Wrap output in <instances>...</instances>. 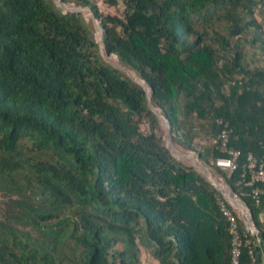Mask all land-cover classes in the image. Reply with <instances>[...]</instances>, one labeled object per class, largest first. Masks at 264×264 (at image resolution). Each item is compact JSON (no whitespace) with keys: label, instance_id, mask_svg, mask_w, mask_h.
<instances>
[{"label":"trees","instance_id":"16d2710c","mask_svg":"<svg viewBox=\"0 0 264 264\" xmlns=\"http://www.w3.org/2000/svg\"><path fill=\"white\" fill-rule=\"evenodd\" d=\"M60 2L92 10L106 52L151 99L81 12L0 0V193L13 208L0 264L231 263L221 191L175 158L152 107L264 240V194L246 184L248 155L264 157V0H102L117 10L106 15L97 0ZM220 120L241 151L232 173L212 164L225 156ZM249 237L241 264L256 257Z\"/></svg>","mask_w":264,"mask_h":264},{"label":"built area","instance_id":"2783aa9c","mask_svg":"<svg viewBox=\"0 0 264 264\" xmlns=\"http://www.w3.org/2000/svg\"><path fill=\"white\" fill-rule=\"evenodd\" d=\"M219 124L223 125L224 129L217 138L213 139V143L220 147L225 156L217 158L212 162V164L222 170L232 173L238 168L241 158V151L229 147L228 142L230 130L228 129V123H224L223 120H220ZM247 175L249 179L246 181V184L247 186L253 188L252 196L256 201H259L260 196L264 194V157L258 159L252 154L248 155ZM219 204L222 214L229 222V230L232 238L230 264H241L243 249L251 243L249 236L254 235L251 226V214L248 212V216L246 218V233L241 230V227L238 223V212H236V209L230 204L225 196H223V198H219ZM235 212L237 214H235ZM251 257V264H258L256 257L253 254H251Z\"/></svg>","mask_w":264,"mask_h":264},{"label":"rangeland","instance_id":"374dc122","mask_svg":"<svg viewBox=\"0 0 264 264\" xmlns=\"http://www.w3.org/2000/svg\"><path fill=\"white\" fill-rule=\"evenodd\" d=\"M57 5L61 6L62 4H59V0H56ZM97 4L101 10V12L106 15V14H115L117 12V10L115 9H111L108 8L106 5L103 4L102 0H97ZM64 13L69 12V11H81V13L84 15V17L88 20V21H92L96 27V35H97V40L99 41L100 45V34L102 31V27L100 26L99 23H96L92 13L90 12V10L88 8H78L77 6L74 5H66L63 7L61 6ZM264 8V6H263ZM80 9V10H79ZM260 6L257 7L256 10V14L257 16L260 15ZM108 61V60H107ZM112 64L117 65L116 62H114L111 58L110 60ZM110 63V62H109ZM122 67V70L124 71V73L126 75H128L131 79H133L134 81L135 78L132 76L133 74L138 76L136 73H134L133 71L128 70L127 68ZM139 78V77H138ZM163 125H164V132H163V140L165 145H167L168 147L170 146V148L172 149L171 152L172 154L175 156V158L181 162H183L185 165L187 166H192L195 169H197L199 172H201L206 178H208L222 193L223 196H226L228 194H231V188L225 184V182L221 179V177L218 174H213L214 172H212L211 168L205 166L202 161L199 159V157L197 156V154L191 152V151H186L184 150L181 146L177 145L176 143L173 142V140L171 139V135H170V130L167 128L168 123H166V121H163ZM229 173V172H228ZM230 196V195H229ZM10 209L13 210L11 204H10V200L8 199V196L5 194H1L0 193V217L2 219H4L3 221L7 220V215L10 213ZM236 212L239 213V211L236 209ZM17 225V224H16ZM17 226H21V225H17ZM146 254V252H145ZM146 256V255H144ZM147 258H145V262H147L148 264H154L151 262V260L149 259L148 256H146ZM147 259V260H146Z\"/></svg>","mask_w":264,"mask_h":264},{"label":"crops","instance_id":"0c3cea01","mask_svg":"<svg viewBox=\"0 0 264 264\" xmlns=\"http://www.w3.org/2000/svg\"><path fill=\"white\" fill-rule=\"evenodd\" d=\"M230 195V196H229ZM228 201L230 202V204L239 211V217L246 223L247 222V216H248V212H250V210L248 209V207L244 204V202L238 198L235 194H233L231 192V194H228L225 196ZM251 214V212H250ZM261 221L264 223V216H261ZM251 226L254 232V235L257 236L256 239V243H255V250H256V260L258 264H264V240H262L259 237V230L257 229V226L255 224V222L251 221Z\"/></svg>","mask_w":264,"mask_h":264},{"label":"water","instance_id":"95a60500","mask_svg":"<svg viewBox=\"0 0 264 264\" xmlns=\"http://www.w3.org/2000/svg\"><path fill=\"white\" fill-rule=\"evenodd\" d=\"M60 4H62L61 6H65V4H63L62 2H60ZM81 9V8H80ZM79 9V10H80ZM83 9H85V8H83ZM90 10V9H89ZM72 12H76V11H72ZM77 12H79V11H77ZM81 12V11H80ZM90 12L92 13V15H93V18H94V20H95V22L96 23H98V21H97V19H96V17L94 16V13L92 12V10H90ZM101 49H102V53H103V55H104V57L106 58V60H108V62H110L109 60H110V55L106 52V50H105V45H104V36H103V30L101 31ZM117 68H119L120 70H122V67H120V66H116ZM138 77V76H137ZM136 80V79H135ZM136 82H138V83H140V84H142L141 82H139L138 80H136ZM144 82V84L145 85H143L144 86V88H145V90L147 91V94H148V96H149V98L151 99V90L149 89V87H148V85L146 84V82L145 81H143ZM153 108V110L161 117V119H162V121H166L165 120V118L161 115V111L160 110H158V109H156V108H154V107H152ZM164 123V122H163ZM167 123V122H166ZM167 128L170 130V126L169 125H167ZM170 150H172L171 148H170V146L168 147ZM234 194V193H233ZM251 218H252V214H251Z\"/></svg>","mask_w":264,"mask_h":264},{"label":"bare ground","instance_id":"6f19581e","mask_svg":"<svg viewBox=\"0 0 264 264\" xmlns=\"http://www.w3.org/2000/svg\"><path fill=\"white\" fill-rule=\"evenodd\" d=\"M100 36H101V34H100ZM100 41H101V38H100ZM113 60V59H112ZM111 62V61H110ZM115 62V61H114ZM116 64L117 65H115V66H120L121 67V65L120 64H118V62H116ZM114 65V64H113ZM136 80H138L139 82H141L143 85H145L144 84V82L140 79V78H138L136 75H132Z\"/></svg>","mask_w":264,"mask_h":264}]
</instances>
